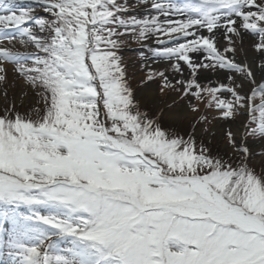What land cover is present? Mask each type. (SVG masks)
<instances>
[{
	"label": "snow or ice",
	"instance_id": "snow-or-ice-1",
	"mask_svg": "<svg viewBox=\"0 0 264 264\" xmlns=\"http://www.w3.org/2000/svg\"><path fill=\"white\" fill-rule=\"evenodd\" d=\"M38 3L47 18L0 0V42L36 50L0 47V81L12 64L47 93L36 120L0 116V222L11 225L0 248L14 264H264V176L141 112L117 54L125 36L154 40L153 58L180 78L150 70L148 80L207 98L222 119L247 110L245 137L264 139V83L241 95L232 74L254 84L255 74L229 55L233 37L250 33L264 57V0H138L149 8L143 18H125L129 5L118 0ZM201 69L226 71L229 84L202 85ZM226 136L249 155L236 133Z\"/></svg>",
	"mask_w": 264,
	"mask_h": 264
},
{
	"label": "rangeland",
	"instance_id": "rangeland-1",
	"mask_svg": "<svg viewBox=\"0 0 264 264\" xmlns=\"http://www.w3.org/2000/svg\"><path fill=\"white\" fill-rule=\"evenodd\" d=\"M9 1H14V3L24 2L22 5L16 4L17 9L21 7L34 8L35 15L47 18V14L43 12L38 0H4L5 3ZM118 2L129 5V11L125 14V18L129 15L143 18L149 13V8L146 5L139 4L138 0H118ZM252 36V34H248L245 37L251 38ZM253 37L255 39L253 45H255L259 42V39L258 37ZM233 39L238 42L240 37H233ZM122 41L117 54L121 58V65L124 69L127 84L132 90L135 105L141 112H146L152 120L169 133H175L185 138L189 135L194 136L197 148L204 146L209 150L211 156L231 162L234 167L239 165L241 161H246L247 167L256 175L264 176V139L245 137V125L248 123L247 110L242 109L236 116L226 120L220 118L214 107H207V98L204 102H201L190 96H184L178 90L179 85H176L175 88L161 90L163 83L161 79H147L151 71H164L173 82L180 78V74L174 75L167 62L153 58L150 49L159 46L154 40L140 42L134 36H125ZM145 44L148 47H145ZM239 45L240 43L237 45L235 43V53L229 54L230 56L234 55L235 60L241 55ZM225 46L219 47L223 49ZM0 47H6L14 53L22 54H30L36 51L31 45H22L19 39L13 40L11 43L8 41L0 42ZM195 57L200 58L199 54H195ZM6 66V79L0 81V116L5 114L6 109H11L14 113H19L33 120L42 117L45 111V96L47 95L45 90L40 87L34 88L24 77L19 76L15 72L12 64H7ZM220 74L229 73L221 70L201 69L197 79L204 86H218L221 83L229 84L228 80L216 78ZM184 78H192L186 65L184 66ZM244 79V89H238V91L241 95L251 97L252 89L257 88L259 83L255 80L256 83L254 84L246 77ZM149 87L152 88L151 95L146 93V89ZM22 90H24V94ZM224 98L231 99V95L224 93ZM252 103L259 105V97L255 98ZM180 107L185 108L182 118L175 119L169 116V112H173ZM193 108L196 110L193 111ZM235 123H242L239 126V132L229 128ZM220 127L221 129H219ZM229 130L236 133L238 142L246 144L250 149L247 157L229 145L226 136ZM20 211L25 212V209L22 208ZM10 228V222H0V239H7ZM0 264H14V260L7 254L6 248H0Z\"/></svg>",
	"mask_w": 264,
	"mask_h": 264
},
{
	"label": "bare ground",
	"instance_id": "bare-ground-1",
	"mask_svg": "<svg viewBox=\"0 0 264 264\" xmlns=\"http://www.w3.org/2000/svg\"><path fill=\"white\" fill-rule=\"evenodd\" d=\"M10 2V1H9ZM12 3H14V1H12ZM24 2H15V6L19 5V4H23ZM17 4V5H16ZM18 8V7H17ZM207 34V33H205ZM250 33H244L242 38L240 37L239 41L236 42V45L238 43H240V57H238V59H236L235 61L237 63H246L248 64L254 74H255V80L260 84L262 81H264V72L261 71V67L260 65L261 64H264V57H261V54H257L256 51H255V47H254V42H255V39L254 37L252 36L251 38H246L245 36L248 35ZM216 39L218 40V45L219 46H223V45H226L227 44V41L225 40L224 38V31H223V28L219 29L217 31V35H216ZM194 58L199 61V57H195ZM229 74H220L218 76H216V78L220 79V80H228L227 79V76ZM233 75V74H232ZM235 75V74H234ZM236 76V83L241 85V88L239 89H244V77L242 76H239V75H235ZM215 79V78H214ZM228 82V81H227ZM23 94H24V90H22ZM146 93L150 94L152 93V88L149 87L148 89H146ZM185 113V108L184 107H180V108H176L175 111L173 112H169V116L172 117V118H175V119H180L183 117ZM242 125V123H235L231 126H229V128H232L235 132H239L240 131V128L239 126ZM221 129V127L219 128Z\"/></svg>",
	"mask_w": 264,
	"mask_h": 264
}]
</instances>
